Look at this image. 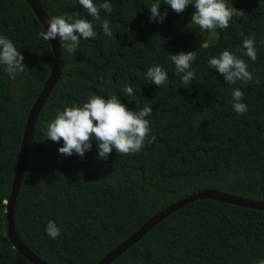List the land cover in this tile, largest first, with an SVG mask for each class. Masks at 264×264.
Segmentation results:
<instances>
[{"label": "trees", "instance_id": "trees-1", "mask_svg": "<svg viewBox=\"0 0 264 264\" xmlns=\"http://www.w3.org/2000/svg\"><path fill=\"white\" fill-rule=\"evenodd\" d=\"M37 1L48 19L79 13L93 21L97 36L82 38L74 54L56 38L59 74L34 121L12 207L14 233L35 256L46 264H94L153 213L203 189L264 202V0H238L229 27L214 30L191 23L193 5L177 14L165 0H108L112 12L101 9L100 22L78 0ZM152 3L167 11L162 23L149 21ZM104 19L111 37L103 35ZM41 31L24 0H0V35L13 41L25 65L15 79L0 65V264H31L5 235L4 201L27 111L53 61ZM246 36L254 37L255 62L243 55ZM223 50L244 59L259 83L227 84L208 65ZM181 51L197 52L187 88L169 58ZM154 65L168 74L161 87L146 78ZM125 85L132 96L122 95ZM236 88L244 93V114L231 106ZM91 94L116 95L130 110L152 107L140 152L113 149L107 160L98 159L94 139L83 157L58 152L63 140L48 139V122ZM49 220L61 230L56 239L46 233ZM260 225L262 210L197 199L166 215L108 264H254L264 259Z\"/></svg>", "mask_w": 264, "mask_h": 264}, {"label": "clouds", "instance_id": "clouds-1", "mask_svg": "<svg viewBox=\"0 0 264 264\" xmlns=\"http://www.w3.org/2000/svg\"><path fill=\"white\" fill-rule=\"evenodd\" d=\"M78 2L86 10L87 15L97 22L101 21V9L107 13L112 12V6L108 0H104L99 5L93 0H78ZM164 5L177 14L183 13L189 5H193L191 23L199 26L201 30H214L217 27L227 29L234 11H238L234 7H229L226 0H165ZM160 7L159 3L151 4L150 22L162 23L167 17V11L161 13ZM101 26L104 36H113L108 20L104 19ZM38 36L45 41L59 37L61 48L74 54L82 38L85 40L95 38L97 32L94 30L93 21L79 13H73L49 18L46 29L39 32ZM242 49L246 50L243 51L244 56L250 58L252 62L256 61L254 37H244ZM169 58L175 65L176 73L182 74L181 82L187 88L196 75L195 70L192 69V62L196 60L197 52L181 51L175 55L169 54ZM23 61L24 56L15 47L13 41L0 35V65L4 66V71L9 78L15 79L18 72H23L25 69ZM208 65L211 69H216L227 84H235L237 81L245 84L259 83V79L248 70L245 60L228 50H223L218 56L211 57ZM146 78L161 87L168 81V74L161 66L154 65L147 69ZM122 93L123 96L129 97L134 94V91L131 86L125 85ZM243 97L244 93L239 88L232 91L231 106L238 115L248 111L247 105L241 102ZM152 111V107L148 104L139 111L130 110L116 95L105 99L91 94L87 97V102L72 104L58 111L55 118L48 122L46 135L48 139L57 143L63 140V146L58 149L63 156L76 153L83 157L91 149L93 139L98 147V159L107 160L113 149L124 155L138 153L144 147V142L151 131L150 122L146 117L150 116ZM155 139L153 135L148 142L151 143ZM60 231L54 221H48L46 233L49 237L56 239ZM254 264H264V259L256 260Z\"/></svg>", "mask_w": 264, "mask_h": 264}, {"label": "water", "instance_id": "water-1", "mask_svg": "<svg viewBox=\"0 0 264 264\" xmlns=\"http://www.w3.org/2000/svg\"><path fill=\"white\" fill-rule=\"evenodd\" d=\"M34 16L36 17L38 23L40 24L42 30L47 27L48 17L45 15L43 9L41 8L37 0H24ZM51 52H52V65L48 76L44 80L39 92L34 97L24 121V126L20 138V143L18 146L16 161L14 165L13 175L10 183V191L7 199L4 201V218H5V235L14 247L27 261L31 264H46L37 256H35L27 247H25L20 240L16 237L13 224H12V207L15 194L17 192L20 179L24 170V165L26 162V156L30 145V140L32 136V129L34 121L36 119L37 113L51 91L56 78L59 74L60 67V57L57 48L56 39L48 41ZM197 199H212L223 203H228L236 205L239 207H246L250 209L262 210L264 211V202L245 199L242 197H237L228 193H224L217 190L203 189L200 191H195L185 195L184 197L175 200L174 202L168 204L161 210L153 213L149 216L143 223H141L132 233L118 242L113 248L107 251L99 260L94 264H108L113 259H115L121 252L127 249L130 245L136 242L148 229L153 225L163 219L166 215L183 206L186 203Z\"/></svg>", "mask_w": 264, "mask_h": 264}, {"label": "rangeland", "instance_id": "rangeland-1", "mask_svg": "<svg viewBox=\"0 0 264 264\" xmlns=\"http://www.w3.org/2000/svg\"><path fill=\"white\" fill-rule=\"evenodd\" d=\"M238 0H226L229 7H233L232 5L235 4ZM195 31V27L191 29V32ZM212 37V34H211ZM260 227H264V225H260Z\"/></svg>", "mask_w": 264, "mask_h": 264}]
</instances>
